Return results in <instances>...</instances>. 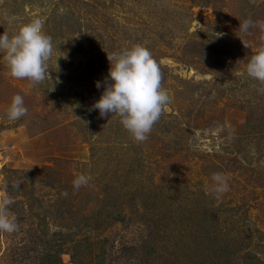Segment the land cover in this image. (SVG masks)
<instances>
[{
  "label": "rangeland",
  "instance_id": "rangeland-1",
  "mask_svg": "<svg viewBox=\"0 0 264 264\" xmlns=\"http://www.w3.org/2000/svg\"><path fill=\"white\" fill-rule=\"evenodd\" d=\"M34 19L51 79H14L0 54V199L18 225L0 264H264V84L246 73L262 33L239 30L264 0H0V35ZM137 44L170 97L145 142L90 110L107 54Z\"/></svg>",
  "mask_w": 264,
  "mask_h": 264
},
{
  "label": "clouds",
  "instance_id": "clouds-1",
  "mask_svg": "<svg viewBox=\"0 0 264 264\" xmlns=\"http://www.w3.org/2000/svg\"><path fill=\"white\" fill-rule=\"evenodd\" d=\"M253 27L259 28L262 33L259 36L262 46L251 56L246 65V73L264 84V21L245 19L239 23V30L245 34ZM42 29L43 22L34 19L20 26L14 35L10 36L5 32L0 35V54H3V62L12 78L27 79L34 85L51 79L48 61L53 50L52 38ZM215 35L221 38L224 34ZM107 59L110 67L104 82V91L90 110H98L100 118H106L110 114L111 117L119 116L120 123L132 138L136 142H145L153 125L161 117L164 107L170 103L167 90L162 87L161 69L151 52L139 44L118 53L107 54ZM101 86L100 82H96L97 88ZM27 112L23 97L16 94L6 110V117L15 121L26 116ZM78 119L85 126L89 123ZM211 178L214 185L210 191L217 194L215 198L229 190L223 173L215 172ZM88 181L89 177L80 174L72 181V186L78 191ZM15 187L19 188V183ZM62 195L67 197V191ZM10 204L11 199H0V232L12 233L18 228L15 217L8 210Z\"/></svg>",
  "mask_w": 264,
  "mask_h": 264
}]
</instances>
